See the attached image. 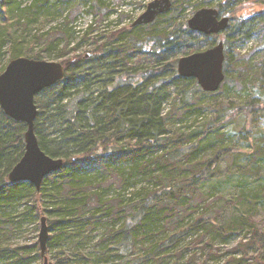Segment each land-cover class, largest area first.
<instances>
[{
    "label": "trees",
    "instance_id": "16d2710c",
    "mask_svg": "<svg viewBox=\"0 0 264 264\" xmlns=\"http://www.w3.org/2000/svg\"><path fill=\"white\" fill-rule=\"evenodd\" d=\"M50 1L33 0L21 11L25 16L16 22L26 26L25 32L12 30L8 24L0 29V57L8 52L11 59L45 60L59 49L52 32L27 34V28H36L44 20L49 7L61 17L80 8L91 16L107 10L106 0H56L53 6ZM248 2L264 6V0H220L216 6L213 0H172L171 11L150 25L103 30L93 38L92 22L73 48L68 42L61 49L66 56L62 59L64 80L35 99L40 146L50 157L64 160L62 169L44 179L40 191L29 182L9 181L25 152L27 126L9 118L0 107V264L44 263L38 242L32 246L9 242L10 235L21 231L25 223L38 229L42 216L50 231L47 251L57 255L51 264H82L76 258H87L83 247L88 234L99 226H105L97 245L99 254L83 264H164L191 252L186 264H210L217 258L216 241L227 246L232 237L243 234L237 246L225 247L230 257L222 264H264V228L253 220V213L221 225L215 210L202 207L196 198L198 185L215 177L229 150L208 137L210 128L184 136L171 131L176 124L171 121H186L202 112V98L218 97L236 80L264 79L260 66L264 62V9L236 16ZM15 3L0 0V16L2 7L7 13ZM192 6L195 12L214 6L221 15L230 16V26L223 33L226 78L216 93L204 92L197 80L183 79L177 71L181 57L215 46L219 37L188 28L186 15ZM73 31L71 39L82 33ZM254 40L261 46L241 54ZM90 41L93 52L79 53L82 44ZM96 84L104 87L90 89ZM126 166L131 176L146 177L150 187L107 200L106 191L96 183L113 173L123 176ZM92 172H97V178ZM131 187L127 182L125 191ZM19 207L22 211L14 214ZM189 213L197 216L182 226ZM155 223L164 230L170 223L177 228L155 239L151 229ZM187 234L196 237L184 244ZM239 251L243 255L237 258Z\"/></svg>",
    "mask_w": 264,
    "mask_h": 264
},
{
    "label": "rangeland",
    "instance_id": "374dc122",
    "mask_svg": "<svg viewBox=\"0 0 264 264\" xmlns=\"http://www.w3.org/2000/svg\"><path fill=\"white\" fill-rule=\"evenodd\" d=\"M153 1L155 0H106L107 10L97 13L96 16L88 15L85 8H80L61 17L49 7L45 12L46 19L44 18L36 28H27V34L33 36L52 32V38L59 43V49L47 56L44 61L62 64L65 55L61 52V49L68 42L71 45L70 48H73L81 40L84 31L92 22L95 28L93 38L100 36L103 30L115 31L128 28L145 13L147 6ZM219 1L213 0V5H218ZM32 2L33 0H17V3L8 7L7 13H5L6 9L2 7L3 14L0 16V29L8 24V26L11 25L12 30L18 28L19 33L25 32L26 26H20L16 21L19 17L25 16V13L21 11L28 8ZM55 2L56 0L50 1V5L53 6ZM208 8H214V6ZM263 9L262 4L248 2L239 8L236 16L251 15ZM194 10L193 6L188 10L186 21L193 16ZM222 16L230 17L223 14ZM25 22L24 19L23 23ZM75 28L82 33L74 35L71 39L69 35L74 32ZM220 41L224 42L223 34L219 35L217 44ZM260 46L261 43L254 40L242 49L241 54H249L248 52L252 48H259ZM93 50L92 42L83 43L79 53L91 54ZM12 60L8 52L3 53L0 57V70L4 69L5 71ZM260 66L264 67V62ZM103 87V84H96L92 85L90 89L95 90ZM177 93L175 92L173 97H176ZM181 100L182 98H180ZM180 101L178 105L181 104ZM201 104L202 112L200 114L193 115L186 121H171L173 124L176 123L175 127L171 129L173 135L184 136L210 128L208 137L213 138L212 140L218 143L219 148L228 149L230 154L222 161L213 179L198 185L197 200L202 207H211L215 210V217L221 225H226L238 217L253 213V216H251L253 220L264 228V79L255 78L253 82L236 80L224 88L218 97L202 98ZM253 109L256 112L250 114ZM168 112L169 109L167 108L166 113ZM125 169L127 173H123V176L113 173L110 177L106 176L102 182L98 181L96 183L97 186H101V190L106 191L105 198L107 200H111L120 194L128 193L129 195L133 190L150 187L151 182L146 177L141 175L131 176L130 166H126ZM91 176L97 178L98 174L92 172ZM127 182L132 185L130 189L127 188L128 192L125 191ZM255 198L256 200H254ZM19 211H22L20 207L14 214ZM191 214L187 215L185 222L181 223L182 226L191 223V219L197 216V213ZM38 223V229L29 222L25 223L21 231H15L13 235H10V244L12 246H32L34 242H38L40 220H38ZM176 228V224L170 223L167 225L168 230H164L161 224L155 223L151 229L153 235L156 236L155 239H158L163 237L165 232L171 233ZM104 231L105 226H99L88 234V242L83 247L87 258H76L77 262L87 263L86 260L90 257L95 258L98 256L99 248H97V245ZM244 235L232 237L227 246L216 241L214 252L217 258L211 260L210 264H222L224 260L230 257V254L225 253V247L237 246L240 240L244 239ZM195 237L196 235H185L184 244H188ZM196 252L199 257L201 250L197 249ZM191 253H185L184 257L178 259L165 261L164 264H186ZM251 254L252 252L249 255ZM241 255H243V252L239 251L236 257L240 258ZM47 257L49 264L57 261L56 252L49 254L47 251ZM133 258L131 260H134ZM115 260L118 263L121 261L117 258ZM33 264H43V262L35 260ZM248 264L253 263L250 261Z\"/></svg>",
    "mask_w": 264,
    "mask_h": 264
},
{
    "label": "water",
    "instance_id": "95a60500",
    "mask_svg": "<svg viewBox=\"0 0 264 264\" xmlns=\"http://www.w3.org/2000/svg\"><path fill=\"white\" fill-rule=\"evenodd\" d=\"M172 0H155L134 23L133 27L150 25L156 19L171 11ZM230 18L224 17L216 8H202L187 21L188 28L205 36H219L230 26ZM225 45H217L181 57L177 71L183 79L197 80L206 93H216L225 81ZM66 70L61 63L34 60L25 57L13 59L0 75V107L16 122L27 126L25 152L19 163L9 174L14 183L29 182L40 191L44 179L64 166L63 159L52 158L41 148L35 133V121L39 109L36 96L44 90L63 81ZM50 231L45 216L40 218L38 244L43 264H49L47 257Z\"/></svg>",
    "mask_w": 264,
    "mask_h": 264
}]
</instances>
